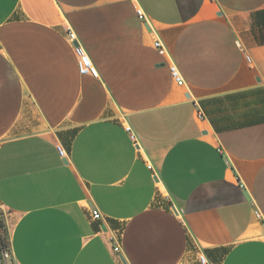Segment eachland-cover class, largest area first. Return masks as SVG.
<instances>
[{"label":"crops","instance_id":"1","mask_svg":"<svg viewBox=\"0 0 264 264\" xmlns=\"http://www.w3.org/2000/svg\"><path fill=\"white\" fill-rule=\"evenodd\" d=\"M0 209L3 264H264V0H0Z\"/></svg>","mask_w":264,"mask_h":264},{"label":"built area","instance_id":"2","mask_svg":"<svg viewBox=\"0 0 264 264\" xmlns=\"http://www.w3.org/2000/svg\"><path fill=\"white\" fill-rule=\"evenodd\" d=\"M137 14L141 20H145V14L142 9L137 10ZM69 39L74 44V49H75V54H76L77 61H78V69H79L80 74L85 75V76H91L93 78H98L99 77L98 70L93 64L87 51L81 45L78 44L76 34L73 32H69ZM155 47L160 52V54L165 55L167 53L164 45L159 39L155 42ZM247 59L250 61L249 57H247ZM170 70H171V74L175 82L180 86L185 85V81L179 69L177 68V66L171 65ZM201 118H202V115H201ZM57 150H58L59 155L62 158H67L68 156L67 151L63 145H58ZM149 168L152 169V166H149ZM255 215L256 217L261 216L259 211H255ZM92 216L95 220H101L103 218L102 213L98 209L93 210ZM111 242L113 243L114 252L117 253L118 255L121 254V247L116 242L114 237L111 238ZM10 258H11L10 251H7L5 249L0 251V264H3L5 260L10 259ZM200 262L201 264H209L205 256H201Z\"/></svg>","mask_w":264,"mask_h":264},{"label":"trees","instance_id":"3","mask_svg":"<svg viewBox=\"0 0 264 264\" xmlns=\"http://www.w3.org/2000/svg\"><path fill=\"white\" fill-rule=\"evenodd\" d=\"M0 228H1V230H5V232H7L2 219H1V223H0ZM6 236H8V235L4 236L0 233V251L6 249V240H7Z\"/></svg>","mask_w":264,"mask_h":264},{"label":"rangeland","instance_id":"4","mask_svg":"<svg viewBox=\"0 0 264 264\" xmlns=\"http://www.w3.org/2000/svg\"><path fill=\"white\" fill-rule=\"evenodd\" d=\"M3 215H4V211L2 209H0V223H1V219L3 218ZM0 233L2 235H4V236L7 235V232H5V230H1V228H0ZM6 239L7 240H6V249L5 250L10 251V249H9V238H8V236H6ZM7 260H9V259H7Z\"/></svg>","mask_w":264,"mask_h":264},{"label":"water","instance_id":"5","mask_svg":"<svg viewBox=\"0 0 264 264\" xmlns=\"http://www.w3.org/2000/svg\"><path fill=\"white\" fill-rule=\"evenodd\" d=\"M175 211H176V209H175Z\"/></svg>","mask_w":264,"mask_h":264}]
</instances>
